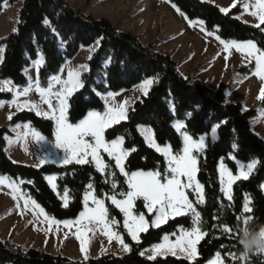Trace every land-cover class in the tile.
<instances>
[{"label":"trees","instance_id":"1","mask_svg":"<svg viewBox=\"0 0 264 264\" xmlns=\"http://www.w3.org/2000/svg\"><path fill=\"white\" fill-rule=\"evenodd\" d=\"M18 1L0 0V15L6 5L13 6ZM169 1L191 21H203L208 32L216 33L221 39L253 40L264 49V32L236 17L242 12L240 6L225 14L215 4L203 0ZM46 17L51 27L43 24ZM98 39L99 44L96 43ZM93 45H97V48L88 61L90 70L82 75L84 87L69 99L70 122H79L89 110L102 112L105 108L103 96L109 92L129 91L148 78L154 81L148 95H143L134 103L128 119L105 133L108 141L123 135L124 148H135L127 157V172L163 171L166 167L162 154L146 143L138 130L140 125L151 127L157 143L169 145L175 152L182 149V136L174 128L176 121H183L184 131L193 135L194 139H198L199 135H210L211 127L216 123L221 124L218 139H209V146L198 157L197 179L204 186V204L198 205L194 197L189 196L201 214L202 231L206 233L198 244L197 260L189 262L167 255L149 261L146 256L140 255V252L161 243L165 234L172 235L180 228L190 230L193 226L191 216L171 219L159 229L150 227L147 233L140 234L139 244L132 241L122 227L123 214L105 195L127 191L125 177L106 155L105 161L113 165L108 174L97 172L93 164L35 167L12 161L4 139L11 135L12 126L29 122L49 141L54 140V122L36 115L34 111L24 110L13 116L8 127L0 128V175L17 182L32 181L23 184L22 190L29 193L49 216L60 221L78 217L83 210L86 186L92 183L97 196L105 199L110 217L118 222L116 231L121 233L131 251L125 255L110 253L86 260H73L61 254L25 248L0 239V264H207L217 251H221L224 264H264V254H248L247 262L239 259L243 253L239 236L244 224L237 219L247 197L252 201L250 207L253 212L245 215H252L254 227L264 225V140L253 131L251 125L259 109L245 111L242 103L228 102L226 85L222 84L215 90L191 77H185L170 55L156 51L152 45L146 46L130 32L120 31L107 18L97 19L74 9L66 0H23L16 29L0 39V49L4 48L0 80L9 79L19 87L26 86L28 80L25 71L42 54L45 63L39 77L41 85L46 86L49 78L60 75L64 65L74 60L82 48ZM108 60L111 63H106ZM247 71L246 68L240 70L241 73ZM11 99V93L0 92V100ZM260 108L264 109V101H261ZM233 144L237 146L235 149ZM232 155L243 163L252 159H258L261 163L248 180L241 179L233 185V199L229 201L221 190L219 166L223 158L225 165L234 175L237 174V164L230 158ZM111 172L116 173L115 177ZM50 175L57 176V191L46 179ZM110 176L117 183L115 190L111 188ZM65 189L69 194L67 207L63 206L62 199ZM118 198L122 197L118 195ZM135 212H143L146 219L151 220V214L147 213L142 200L136 201ZM225 226L231 229V233L221 231ZM229 253H235L237 259L233 261Z\"/></svg>","mask_w":264,"mask_h":264},{"label":"snow or ice","instance_id":"2","mask_svg":"<svg viewBox=\"0 0 264 264\" xmlns=\"http://www.w3.org/2000/svg\"><path fill=\"white\" fill-rule=\"evenodd\" d=\"M240 8L243 12L248 13L254 17L257 23L253 26L264 32V0H239ZM175 7V5H173ZM236 0H233L231 8H236ZM230 8L222 7L220 12L229 13ZM177 12L180 10L177 8ZM183 15V13H180ZM187 19V17H185ZM203 25V21L199 22ZM43 24L51 27L49 19L46 17ZM55 32V29H52ZM203 31V28L201 29ZM212 35L211 32L207 33ZM102 39V38H100ZM100 39L96 41L100 43ZM216 40L223 46V51L231 55V51L235 49L239 52L247 64H254L252 74L258 77L264 84V49L257 46L253 40L237 41L221 39L219 35ZM3 49H0V53ZM226 61L228 56L223 57ZM3 62V56L0 54V63ZM45 63V58L42 54L38 55L37 61L34 62L37 71V77L33 82L31 76L27 77L28 83L26 86L18 87L9 79L0 80V92L11 93L12 99L8 101L10 107H15L17 111L25 108L35 111L36 115L46 118L54 122V140L49 141L48 138L35 130L30 123L24 125H15V129L19 130L23 127L24 131H17L15 140L9 136L4 139L9 145L13 143L23 142L25 151H27V141L29 138L36 145L50 144L56 149V152H47L46 155L38 157V163L35 167H40L45 164L52 165H88L93 164L99 173L108 174L113 165L106 162L103 154H107L110 161H114V167L119 170V173L125 177L127 184L126 192H113L106 198L111 201L119 211L123 214V229L126 230L127 235L131 240L139 244L140 234L147 233L149 228L159 229L165 225L169 220L176 217L190 215L192 219V227L190 230L183 228L179 229V234L172 233L175 239H170L168 234L162 237L161 243L154 244L150 251L151 255L147 257L149 261H155L157 256L171 255L179 259L183 257L189 262L197 260L198 243L203 240L205 232L202 231L201 214L197 211L193 201L189 199V191L195 195L196 203L203 204L205 201L204 186L198 181L197 174L199 172L198 157L203 154L209 146L207 135H199L198 139H194L187 131H181L185 128L183 121L178 120L174 124L175 130L182 136V149L173 151L169 145L161 146L157 143L153 130L150 127L139 128L142 131L146 143L155 149L157 153L162 154L166 167L163 171H133L127 172L125 169V161L135 148H124L125 137L120 135L111 141L105 137L106 130L111 129L114 125L120 124L121 121L128 119V107L130 101L125 99L123 102L117 103L115 97L118 93H107L105 97V108L101 111L89 110L85 118L79 122L72 123L69 121V99L75 92L84 87L82 74L89 71L87 65H81L78 68L68 67L66 77L61 75H52L46 86L41 85L39 72L41 66ZM106 63H111L110 60ZM64 70L61 69V72ZM154 81L151 78L144 79L138 85V90L147 96L149 89L152 87ZM35 90L39 94L41 102L47 105V110H43L39 104L32 103L28 99L21 100V97L27 98L29 94ZM257 99L264 101V86L261 87ZM55 101V103H54ZM6 102L0 100V107H3ZM128 106V107H126ZM199 106H197L198 108ZM13 114H9L8 119H12ZM227 123V121H223ZM221 124L216 123L210 129L211 140L218 139V129ZM237 146L233 144L235 149ZM47 151V149H45ZM58 153V155H57ZM236 161L238 174H233V171L226 167L223 158L219 166V176L222 185V192L227 200L233 199V185L243 180H248L250 175L257 169L261 163L258 159H252L250 162L243 163L237 159L235 155L230 157ZM115 177L116 173L111 172ZM46 179L53 190L56 189V177L47 176ZM25 183H32V181L25 182L24 180L11 179L6 175H0V186H4L10 190L11 198L16 201V207L20 209V214L23 215L26 211H31L32 216L37 223H47L48 228L46 232L55 231L59 233L60 226L71 230L75 226V237L80 243V251L85 254L87 259L89 236L88 233L102 232L111 243L116 240L122 245L124 252H130V245L124 242L123 236L119 231L114 230L117 221L109 215V209L105 205V199L99 198L95 193L94 185L89 183L83 195V210L79 212L78 217L74 220H57L49 216L43 207L36 202L32 196L23 191L21 185ZM264 187V186H262ZM111 188L117 189V183L113 179ZM118 195L122 198H117ZM142 200L144 208L148 214H151V220L146 219L143 212H134L136 201ZM23 202L21 205L20 202ZM69 202V194L67 189L64 191L63 206L67 207ZM251 199H245L242 213L237 217L242 220L244 227H246L252 215H245L252 213L253 208L250 207ZM43 217L41 221L40 218ZM55 225V229H53ZM221 231L231 233L228 227H222ZM68 237V233H64V238ZM47 243V241H45ZM223 247V246H222ZM145 252H140L144 256ZM264 254V253H256ZM233 261L237 259L235 253H229ZM242 261H248V254L242 253L239 257ZM207 264H224L221 251L215 253L214 258L209 259Z\"/></svg>","mask_w":264,"mask_h":264},{"label":"crops","instance_id":"3","mask_svg":"<svg viewBox=\"0 0 264 264\" xmlns=\"http://www.w3.org/2000/svg\"><path fill=\"white\" fill-rule=\"evenodd\" d=\"M203 1L215 4L219 8L228 7L230 8V11L234 9L231 8L233 0H203ZM107 3H108V7H107L106 18H108L114 26L118 27L119 30L132 33L140 40H142L144 43L146 42L145 43L146 45H150L152 42H155L156 46L157 44L162 46L165 50L159 52L172 55L173 59L178 62V67L181 73L186 77H191L195 81H200L201 83L208 85L210 88L215 90H217L222 84L227 86V90L229 89L231 84L228 82L229 77H227V73H228V71L226 70L227 61L223 58L224 56L227 55L223 50L222 53H220L216 50L211 49V42L219 43V41L218 40L213 41L209 39L208 37L209 35L207 34L209 32L206 29L205 23L201 25L199 23L200 20L191 21L190 19H188V17L185 14L181 15L180 13L182 12L181 11L177 12L178 7L176 6L173 7L174 4H172L169 0H107ZM236 3L237 6H240L239 0H236ZM15 6L17 12L18 11L20 12L23 6V0H19L14 5V7ZM6 10L7 8L5 7L0 15V23H1V16L5 14ZM185 17H187V19ZM236 17L246 23H250L253 25L258 22L254 17L250 16L248 13H245L243 11L240 14L236 15ZM96 18H103V17L99 16ZM202 28L203 31L201 30ZM212 34H216V33H212ZM1 49H3V52L1 53L3 56L4 48ZM184 69H186L187 73L186 72L184 73ZM25 74L27 77L30 76L29 74H31L33 82L35 81L37 77V71L34 63L30 68H28L25 71ZM60 75L62 77H65L64 71L61 72ZM233 85L235 88L239 87V85L243 86L244 81L241 78L236 79L233 81ZM246 90L252 91L251 89H249V87ZM137 91H139L138 86L134 87L129 91L119 92L118 95L116 96L118 97V101H119L118 103L123 102L127 98L129 99L130 92L135 93ZM258 92L260 93V91ZM138 93L139 94L137 95L136 99H133L130 102L131 106L130 107L126 106L128 107V113L132 109V104H134L136 100L140 99L143 96L142 92L139 91ZM104 97L105 96H103V98ZM226 98L228 102L242 103L245 111L250 109L249 107H247L246 103L244 102L245 99L231 100L229 99L227 94H226ZM24 99H28L32 103L39 104L43 110L45 111L47 110V105L41 102L40 96L38 93L35 92V90H33L27 98L21 97V100ZM257 101L258 103L255 104L256 105L255 108L259 109V114L256 118H253L251 120V125L253 131L264 140V109L260 108L261 100L257 99ZM5 102L6 103L4 104V106L0 107V128L9 126L11 120L8 119V116L10 113L13 114L12 115L13 118V116L18 112L29 110L25 108L24 110L17 111L15 107L9 106V104L7 103L8 101ZM28 123L29 122L18 123V124L24 125ZM30 125L32 126L31 123ZM143 127H149V126H144V125L139 126V128H143ZM184 129H182L181 131H184ZM10 131H11V135L8 136L15 140L17 131L22 132L24 131V129L23 127H21L19 130H17L15 129V125H14L10 128ZM140 133L143 136L142 131H140ZM209 139L211 140V134L207 135V141H206L207 143ZM45 149H47V151H45ZM47 152L55 153L56 149L52 147L50 144L36 145L31 140V138H29L27 141V151H25L24 143L22 141L19 143H13L11 145L7 143V153L10 159L18 164L35 166L38 163V157L42 155H46ZM103 155L107 156V154H103ZM55 177H56L55 183L57 186L55 191H57L58 189L57 176ZM3 187L4 186H2V188ZM6 190L9 191L8 188H6ZM197 250H198V245H197Z\"/></svg>","mask_w":264,"mask_h":264},{"label":"rangeland","instance_id":"4","mask_svg":"<svg viewBox=\"0 0 264 264\" xmlns=\"http://www.w3.org/2000/svg\"><path fill=\"white\" fill-rule=\"evenodd\" d=\"M66 1L74 9L81 10L86 15H90L92 17L94 16L96 17L101 16L103 18L107 17V7H108L107 0H66ZM5 7L7 8V10L5 14L1 16L0 39L6 37L10 33H12L13 30L16 29L19 19V11L17 12L16 6L14 7V5L13 6L6 5ZM97 19H101V18H97ZM216 36H217L216 34H212L209 35L208 37L210 40L214 41L216 40ZM140 41L143 44L146 43V42L144 43L142 40ZM150 45H152L156 51L165 50L162 46L158 44L156 46L155 42H152ZM96 48L97 45H93L88 48H82L78 56L74 60L67 62L63 67L65 77H66L67 68L69 66L73 68H78L81 65L88 66V61L90 59V56L92 55V53L95 51ZM211 49L222 53L223 46L220 43L211 42ZM226 55L228 56L227 64H226V70L228 71L227 77H229L228 82L231 84L229 89L228 90L226 89V94L231 100L245 99L244 102L246 103L247 107H249L250 109H254L256 106L255 104L258 103L257 101V97L259 96L258 91H260L261 87L263 86L259 78L255 77L252 74V71L254 69V64L252 65L247 64L243 56L239 52H236L235 49L231 51V55H229L228 53H226ZM170 56L173 58L172 55ZM243 68H246L249 71L245 73H241L240 70ZM185 72L187 73L186 69H184V73ZM29 75L31 76V74ZM239 78H241L244 81V85L243 86L239 85V87L235 88L233 85V81ZM248 87L252 91L246 90ZM138 92L139 91L135 93L130 92L129 93L130 97L129 99L127 98V100L131 102L133 99H136L137 95L139 94ZM105 97L103 98L104 102H105ZM115 100L117 103L119 102L118 97H115ZM133 105L134 104H132V107ZM112 180L113 177L110 176V181L112 182ZM188 191L190 196L191 190ZM191 195L194 197V200L196 202L195 195L193 194ZM20 203L21 205L23 204L22 201ZM203 204H198V205H203ZM134 212H135V208H134ZM40 220L42 221L43 217H41ZM52 227L53 229H55L56 226L53 225ZM47 228H48L47 223L35 222V218L32 216L31 211H26L23 215H21L20 209L16 207V201H14L11 198L10 190L7 191L6 188L4 187L2 188V186H0V239L1 240L11 241L12 243H15L25 248H36L43 252H48L55 255L61 254L73 260H86L85 254L80 251V243L74 235L75 226H73V228L69 230L63 228V225H61L59 233H56L55 231L46 232ZM114 230H116V226L114 227ZM65 232L68 233V237L66 239L64 238ZM176 234H179V230ZM88 236H89V244H88L87 259L90 257L92 258L100 257L110 253L116 255H125L129 253V252H124L122 249V245L119 244L116 240H112L110 243L108 241V238L105 235H103L102 232L98 231L95 234L89 232ZM169 236L170 239L172 240L175 239V236L173 235H169ZM45 241H47V243H45ZM148 249H151V247ZM144 252H145L144 256L146 257L151 255L150 251H144Z\"/></svg>","mask_w":264,"mask_h":264},{"label":"clouds","instance_id":"5","mask_svg":"<svg viewBox=\"0 0 264 264\" xmlns=\"http://www.w3.org/2000/svg\"><path fill=\"white\" fill-rule=\"evenodd\" d=\"M239 244L245 254L264 253V225L254 227L250 220L248 225L241 229Z\"/></svg>","mask_w":264,"mask_h":264}]
</instances>
